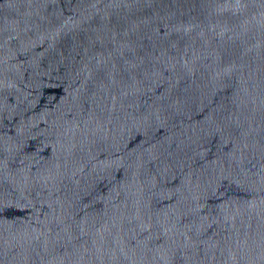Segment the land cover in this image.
I'll use <instances>...</instances> for the list:
<instances>
[{"label": "water", "instance_id": "1", "mask_svg": "<svg viewBox=\"0 0 264 264\" xmlns=\"http://www.w3.org/2000/svg\"><path fill=\"white\" fill-rule=\"evenodd\" d=\"M0 264H264V0H0Z\"/></svg>", "mask_w": 264, "mask_h": 264}]
</instances>
